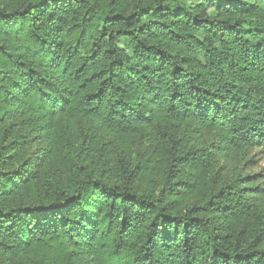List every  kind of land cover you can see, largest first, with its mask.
I'll list each match as a JSON object with an SVG mask.
<instances>
[{"label": "trees", "instance_id": "trees-1", "mask_svg": "<svg viewBox=\"0 0 264 264\" xmlns=\"http://www.w3.org/2000/svg\"><path fill=\"white\" fill-rule=\"evenodd\" d=\"M264 0H0V264H264Z\"/></svg>", "mask_w": 264, "mask_h": 264}, {"label": "rangeland", "instance_id": "rangeland-1", "mask_svg": "<svg viewBox=\"0 0 264 264\" xmlns=\"http://www.w3.org/2000/svg\"><path fill=\"white\" fill-rule=\"evenodd\" d=\"M252 157L256 163L253 164L250 171L259 172L262 167L264 168V155L260 152H254Z\"/></svg>", "mask_w": 264, "mask_h": 264}]
</instances>
